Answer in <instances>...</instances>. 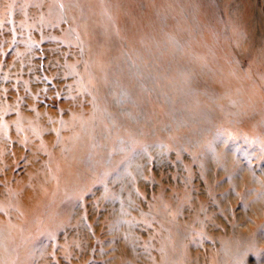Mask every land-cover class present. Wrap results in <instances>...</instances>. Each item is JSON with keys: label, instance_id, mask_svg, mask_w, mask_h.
<instances>
[{"label": "rangeland", "instance_id": "rangeland-1", "mask_svg": "<svg viewBox=\"0 0 264 264\" xmlns=\"http://www.w3.org/2000/svg\"><path fill=\"white\" fill-rule=\"evenodd\" d=\"M209 1L228 36V7L247 12L233 53L245 57L250 42L264 46V0ZM88 15L81 0H0V264H160L168 243L171 264L185 255L188 264H264V119L229 86L227 66L203 78L239 97H215L211 116L188 98L187 118L202 120V135L192 129L186 140L179 118L167 116L164 130L154 123L126 148L109 127L95 125L104 139L87 143L90 167L75 178L77 121L98 102L92 83L104 80L100 60L99 75L91 66ZM140 44L135 80L145 84L141 72L169 70L170 57ZM114 50L113 59L121 62L122 53L136 62L125 38ZM103 148L110 159L131 151L119 163L127 172L98 171Z\"/></svg>", "mask_w": 264, "mask_h": 264}, {"label": "bare ground", "instance_id": "bare-ground-1", "mask_svg": "<svg viewBox=\"0 0 264 264\" xmlns=\"http://www.w3.org/2000/svg\"><path fill=\"white\" fill-rule=\"evenodd\" d=\"M128 1L113 0L109 3V0H81L86 4L90 19V24L85 26L89 33L86 39L90 40L95 51V57L93 55L90 58L92 70L99 75L97 62L100 60V74L104 76V80H96L92 83L94 97L97 96L98 102L95 101L96 104L91 108L90 115L79 117L77 121L80 133L76 137L77 149L72 156L75 165L78 166L75 168L77 179L81 178V169L90 167V158H85L86 154L91 155L90 149H85L87 143L89 141L91 143L92 139H104L103 136H98L92 131L95 125L109 127L120 142L126 144V148L127 146L133 148L137 146V137L139 139L143 136V131L148 130L150 125L155 123L160 130H164L167 116L172 120L175 115L182 123L186 140H189L194 133L192 129L199 132L196 135H202L207 130L200 118H187L189 97L197 100L194 107L200 108L199 114L203 115L204 108H208L211 116L212 112L217 110L214 104L215 97L219 95V99H226L228 96H238V94H241L242 99L249 101L250 107L264 119V46L250 42L246 47L248 56L245 57L239 56L237 52L233 53L230 47L231 40H234L235 44H240L242 35L247 32L244 23L247 12L242 5L229 6L226 11L227 22L232 27V33L228 36L221 28L222 19L220 22L214 3L209 0H137V4L131 1L132 6ZM67 6L71 7L69 3ZM109 11L113 13L112 16L107 14ZM118 13L122 14L121 26L120 19L118 20L119 28L116 22ZM91 23L95 26H90ZM119 32L122 33L118 34ZM92 35L95 36L93 39ZM123 38L127 43L129 41V46L136 56L134 63L129 64L122 53H120V56H123L121 62L117 56L113 59L112 54L117 49L111 52V45L120 43ZM137 42L141 43L139 47L150 48L152 52L153 49H161V51L165 49L167 53L164 57L166 54L170 57V60L164 64L169 70L157 69L153 74L144 70L141 72V76L146 79L145 84L137 83V79L135 80L137 64H142L137 63L139 60ZM245 62L247 68L244 67ZM123 64L125 67L121 73L120 67ZM209 66L212 68H207ZM226 66L229 86L237 89L238 94L229 95L231 91L224 85H219L218 89L213 88L211 79L203 78L206 75H215L216 69ZM189 67L193 69L188 70ZM169 75L171 76L166 78ZM122 78L126 79L123 85H116L113 82ZM129 81V86L136 93L133 103L129 102L131 99L125 91ZM249 88L253 89L256 95L249 93ZM171 94L172 99H170ZM201 96L208 99L202 101ZM178 102H181V108H178ZM143 108L146 112H143ZM151 117L154 122L148 121ZM175 127L177 128L178 125ZM179 130L180 128L176 129ZM168 139L171 140V137ZM177 144L181 145V142L178 141ZM102 150L99 160L103 164L98 171L104 168L106 173L107 168H112L115 170L113 172L120 176L127 172L126 164L121 166L119 163L121 159L130 160L131 151L127 156L117 155L110 159L105 148ZM80 154L83 155L79 156ZM178 238L181 240V237ZM170 248L171 245L168 243L166 248L168 253L159 258L160 264H171V260L165 257L171 255ZM178 262L188 264V256L179 257L178 261L172 264Z\"/></svg>", "mask_w": 264, "mask_h": 264}]
</instances>
